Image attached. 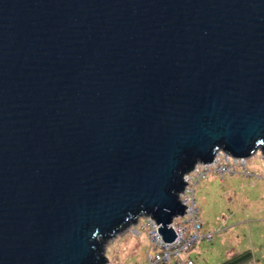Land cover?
<instances>
[{
  "label": "water",
  "instance_id": "obj_1",
  "mask_svg": "<svg viewBox=\"0 0 264 264\" xmlns=\"http://www.w3.org/2000/svg\"><path fill=\"white\" fill-rule=\"evenodd\" d=\"M217 151L264 162V0H0V264L172 241Z\"/></svg>",
  "mask_w": 264,
  "mask_h": 264
},
{
  "label": "rangeland",
  "instance_id": "obj_2",
  "mask_svg": "<svg viewBox=\"0 0 264 264\" xmlns=\"http://www.w3.org/2000/svg\"><path fill=\"white\" fill-rule=\"evenodd\" d=\"M246 168L251 175L239 170L223 177L208 173L195 185L198 217L211 239L197 242L181 253V259L219 264L248 250L250 257L238 264H264V162L259 151L246 157ZM143 220L138 217L136 224H128L103 241V252L111 264H147L149 241L140 227Z\"/></svg>",
  "mask_w": 264,
  "mask_h": 264
},
{
  "label": "built area",
  "instance_id": "obj_3",
  "mask_svg": "<svg viewBox=\"0 0 264 264\" xmlns=\"http://www.w3.org/2000/svg\"><path fill=\"white\" fill-rule=\"evenodd\" d=\"M193 167L188 171L187 185H184V189L178 194L179 200L183 201L185 207L184 213L173 217L168 224L173 230L174 239L170 242H163L156 231L157 224L149 217H144L140 225L146 230V237L149 241L146 251L147 264H193L190 258L181 259V253L188 251L201 240L211 239V232L202 229V222L195 206L194 189L199 180L206 179L208 173L223 177L237 170L242 175H251L246 168V157H232L220 151L215 152L210 162L196 163Z\"/></svg>",
  "mask_w": 264,
  "mask_h": 264
},
{
  "label": "trees",
  "instance_id": "obj_4",
  "mask_svg": "<svg viewBox=\"0 0 264 264\" xmlns=\"http://www.w3.org/2000/svg\"><path fill=\"white\" fill-rule=\"evenodd\" d=\"M250 257V252L248 250L243 251L238 255H233L231 258L219 263V264H238L239 262L246 260Z\"/></svg>",
  "mask_w": 264,
  "mask_h": 264
},
{
  "label": "clouds",
  "instance_id": "obj_5",
  "mask_svg": "<svg viewBox=\"0 0 264 264\" xmlns=\"http://www.w3.org/2000/svg\"><path fill=\"white\" fill-rule=\"evenodd\" d=\"M194 167H195V164H194ZM193 167V168H194ZM188 171H186V172H183L182 173V176H181V180L185 183V185H187V183H188V180H187V176H188ZM179 202L183 205V201L182 200H179ZM139 216V215H138ZM137 216V217H138ZM130 224V223H129ZM96 235V233L94 232L93 233V236H95ZM103 256L105 257V259H106V262H107V264H111V261L105 256V254H104V252H103Z\"/></svg>",
  "mask_w": 264,
  "mask_h": 264
}]
</instances>
